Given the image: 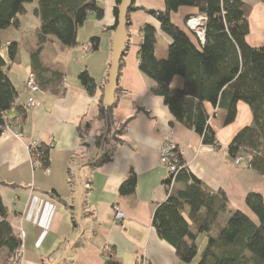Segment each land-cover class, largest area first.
<instances>
[{"label":"crops","instance_id":"0c3cea01","mask_svg":"<svg viewBox=\"0 0 264 264\" xmlns=\"http://www.w3.org/2000/svg\"><path fill=\"white\" fill-rule=\"evenodd\" d=\"M243 1L252 7L246 41L251 47H262L264 4L260 0ZM37 2L26 4L18 27L1 31L0 53L4 57L9 43L19 44L17 61L10 63L8 71L18 92L16 103L25 107L30 96L40 102L38 107L26 110L24 122H17L16 118L11 129L0 135V194L15 233L25 232L24 254L19 264H59L64 257L67 264H103L100 252L107 245L114 247L122 264L141 260L149 264H196L179 260L175 248L161 239L152 225L155 208L167 197V170L159 157L166 141L178 147L189 173L209 189L226 193L229 211L239 210L256 220L245 198L248 192H255L264 200V172L251 168L245 156L236 163L228 151L234 136L252 123L253 115L246 103H237L236 118L226 126L222 124V112L217 111L214 116L216 109L204 103L207 113L213 115L209 125L218 144L205 145L197 132L173 117L162 97L150 93L153 81L138 67L139 31L145 24L157 30L155 55L160 59L167 57L171 39L161 31L155 17L145 10H136L131 12L127 26L129 48L118 79L113 116L120 123L136 114L123 133V141L112 140L104 148L98 144V137L103 135V140L107 132L105 120L98 118V100L111 61L116 0H98L104 14L99 19L91 15L94 20L78 29L77 46L62 48L57 42H50L40 52L42 59L59 64L66 73L63 95L41 89L31 92L26 86L31 72L30 52L35 49V31L39 26L34 14ZM135 4L152 10L165 8L164 0H135ZM189 15H196V9L181 7L171 15V20L183 28ZM93 37L99 38L97 50L92 49L81 59L82 41L92 43ZM85 70L95 83L92 93L79 79ZM171 86L182 88L183 79L175 77ZM19 132L24 142L15 136ZM32 140L49 150L48 171L32 167L25 149V143ZM105 150L110 160L92 164ZM131 174L136 178L135 191L122 196L119 187ZM76 177L81 187L82 230L75 229L73 224L79 208ZM115 205L124 213L120 220L114 218ZM227 218V214L221 215L210 234L216 235ZM79 233L80 241L71 247ZM206 242L207 235L196 236L199 251Z\"/></svg>","mask_w":264,"mask_h":264},{"label":"trees","instance_id":"16d2710c","mask_svg":"<svg viewBox=\"0 0 264 264\" xmlns=\"http://www.w3.org/2000/svg\"><path fill=\"white\" fill-rule=\"evenodd\" d=\"M32 1L0 0V48L1 31L18 27L19 16L26 13L25 6ZM120 1L116 0L113 6L115 20ZM260 1L264 4V0ZM164 3L163 10H152L136 5L135 0H132L127 13L129 25L131 12L145 10L157 19L161 31L171 39L167 57L160 59L155 55L157 30L145 24L139 31L141 43L138 67L142 74L153 81L150 93L162 97L173 117L197 132L202 142L210 146L218 144L209 125L211 116L204 103H210L216 109L215 116L217 111L222 112V124L225 126L235 120L237 103H246L253 115L252 123L234 136L228 151L233 158L239 154L247 157L249 166L263 173L264 46L251 47L246 41L251 5L243 0H164ZM181 7H193L196 15L206 16L203 43L185 27L186 21L194 15L185 19L183 28L172 22L171 15ZM34 14L39 20V26L35 31V49L30 52V73L35 75V82L41 90L63 95L66 92L62 86L65 72L59 64L42 59L40 52L50 42H57L62 48L77 46L79 27L91 15L101 18L104 11L98 0H38ZM91 42L92 49L97 50L99 38L93 37ZM128 48L127 40L125 53L120 60L119 76ZM18 53L17 42L6 46V57L0 53V135L16 118L21 117L22 122L27 118L25 107L16 103L18 92L8 74L9 65L17 61ZM177 76L183 79L182 88L171 86ZM79 79L86 90L92 93L95 83L87 70L79 74ZM106 80L101 86L98 100V118L105 120L107 131L103 140V135L98 137V144L101 143L104 148L112 140L115 143L123 141V133L136 114L120 123L115 121L113 110L116 104L105 109L102 102ZM142 110L149 115L148 111ZM107 151H103L92 164L101 165L110 160ZM39 152L42 167L47 168L49 150L41 145ZM178 158L184 163L180 153ZM70 179L74 184L72 175ZM175 179L172 192L167 193L166 199L155 208L152 225L159 237L175 248L179 260L192 262L199 253L196 236L206 233L207 242L196 264H264V200L260 194L248 192L245 198L247 207L256 218L252 220L242 211H229L226 193L221 189H209L189 173L186 167L176 174ZM135 185L136 178L131 174L120 185V195H132ZM223 214L228 215L225 226H219L218 233L211 235L212 228ZM7 217L8 211L0 194V253L3 249L8 253L0 257V264H6L21 244ZM73 224L75 229L80 230L75 217ZM100 257L103 264H122L116 257L114 247L110 245L102 248ZM59 264H67V257L62 258Z\"/></svg>","mask_w":264,"mask_h":264},{"label":"built area","instance_id":"2783aa9c","mask_svg":"<svg viewBox=\"0 0 264 264\" xmlns=\"http://www.w3.org/2000/svg\"><path fill=\"white\" fill-rule=\"evenodd\" d=\"M205 21H206V16L204 14H197L189 18L185 23V27L191 32H193L201 43L204 42ZM81 49H82V54L80 55V58L83 59L84 55L87 54V52H89L90 50H92V44L89 42L85 43L82 45ZM26 86L31 92H37L40 90L39 86L35 82V75L33 73L29 74L28 79L26 81ZM39 105H40V102L35 100L32 96H30L26 103V109L30 110V109L38 107ZM212 117L213 115H211L210 120ZM19 119L20 118L18 117L17 122ZM16 136L20 139L24 138L22 133L20 132L16 133ZM26 145L29 149V152H30L29 154L35 157L33 158L34 159L33 168H44L42 167V164L40 162V158L42 156L39 152V148L41 144L38 141L32 140V141H27ZM179 153L180 152H179L178 147L175 144L170 143L168 141L163 143V146L161 147V150L159 153L160 162L167 170V176H166L167 193H171L173 190V187L175 185V180H176L175 179L176 174L181 169L185 168V164L181 163V161L178 158ZM243 159H244L243 156L240 154L234 157V161L236 163H239ZM44 169L46 171L49 170L48 168H44ZM113 211H114V218L117 220H120L124 216V213L120 210L119 206L115 205L113 207ZM17 235L21 241V244L18 247V249H16L13 252V254L10 256V258L6 261V264H10V263L17 264V263H20L21 260L23 259V254H24L23 239L25 237V232L23 230H20V232ZM145 263H146L145 260H143L142 263H136V264H145Z\"/></svg>","mask_w":264,"mask_h":264},{"label":"water","instance_id":"95a60500","mask_svg":"<svg viewBox=\"0 0 264 264\" xmlns=\"http://www.w3.org/2000/svg\"><path fill=\"white\" fill-rule=\"evenodd\" d=\"M132 4V0H121L118 5L117 18L115 20L114 34L112 39V53L111 61L109 65V71L107 76V83L103 90V106L108 109L113 106L115 93L117 91L118 79H119V69L120 60L125 53V45L127 41V13ZM78 212L76 221L82 230L81 224V187H78ZM81 233V232H80ZM79 235L72 242L71 247L79 240ZM69 247L67 252L71 249Z\"/></svg>","mask_w":264,"mask_h":264},{"label":"rangeland","instance_id":"374dc122","mask_svg":"<svg viewBox=\"0 0 264 264\" xmlns=\"http://www.w3.org/2000/svg\"><path fill=\"white\" fill-rule=\"evenodd\" d=\"M94 20V18H92L91 16H89V18L87 19V21L84 23V25L83 26H81V27H79V30L80 29H82L83 27H85L86 25H88V23H90L91 21H93ZM84 44L85 43H87L86 41H82ZM92 50H90V52H91ZM89 52V53H90ZM66 74V73H65ZM25 110H28V109H26V106H25ZM19 121H21V117H20V119L18 120V122ZM8 129H11L10 128V125L9 126H7L6 128H5V130H8ZM4 130V131H5ZM3 131V132H4ZM16 136V135H15ZM17 137V136H16ZM18 138V137H17ZM19 140H21L22 142H24V138L23 139H20V138H18ZM26 144V143H25ZM25 149H26V151H27V153H28V155H29V160H30V163H31V165H32V167L34 166V159L33 158H35V157H33V156H31L29 153V149H28V147H27V145H25ZM75 181H76V183L80 186V181H79V179H78V177H76V179H75ZM201 234H204V235H206V233H201ZM202 250V249H201ZM200 250V251H201ZM200 251H199V253H198V255L194 258V260L193 261H195L196 263L198 262V260L200 259ZM6 255H8V253H7V251L5 250V249H3L2 250V252L0 253V257L1 256H6Z\"/></svg>","mask_w":264,"mask_h":264}]
</instances>
